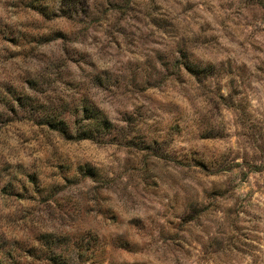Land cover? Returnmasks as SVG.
Here are the masks:
<instances>
[{
	"label": "clouds",
	"instance_id": "1",
	"mask_svg": "<svg viewBox=\"0 0 264 264\" xmlns=\"http://www.w3.org/2000/svg\"><path fill=\"white\" fill-rule=\"evenodd\" d=\"M0 264H264V0H0Z\"/></svg>",
	"mask_w": 264,
	"mask_h": 264
}]
</instances>
